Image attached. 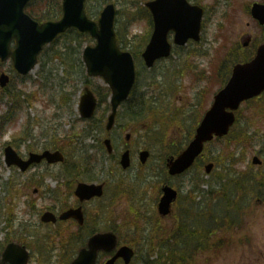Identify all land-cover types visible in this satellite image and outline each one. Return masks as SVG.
Wrapping results in <instances>:
<instances>
[{
	"label": "rangeland",
	"instance_id": "obj_1",
	"mask_svg": "<svg viewBox=\"0 0 264 264\" xmlns=\"http://www.w3.org/2000/svg\"><path fill=\"white\" fill-rule=\"evenodd\" d=\"M148 1L151 0H108L117 8L116 31L127 44V48L122 45L126 51H143L141 47L150 22L143 9ZM198 1L207 11L200 44L190 43L178 48L179 53L174 58L159 62L151 71L145 68L142 60L136 62H139L136 69L141 97L144 93L149 95L147 99L170 106L179 122L170 127L164 140H160L154 134L158 129L153 125L135 122L125 114L112 132L115 147L112 158L100 153V140L105 137L103 126L100 124L91 131L89 123L80 117V98L88 82L82 51L85 46L94 45L87 37L73 32L59 38L45 49L38 67L26 78L19 77L10 63L0 68L12 77L9 88L0 89V129L3 120L11 119L0 130V259L5 246L18 241L32 253L30 264H70L86 240L85 234L72 224L53 226L40 221L41 215L48 210L60 211L76 204L74 197L68 202L67 197L62 198L61 182L58 184L56 179L61 167L37 168L20 176L16 169L5 165V142L12 141L16 150L27 154L53 139L55 147L64 141L60 147L65 146L66 167L75 166L77 171L86 172L87 179L104 180L107 173L117 167V155L126 149L125 135L130 133L128 149L132 152L134 166L124 174H117L116 179L134 182L147 174L148 185L142 192L118 195L115 182L113 189L117 197L113 206L109 204V196L86 205L88 227H96L99 231L113 228L122 244L132 246L135 243L137 257L133 264H142L151 251L136 243L137 228L143 225L142 229L147 230L144 236L150 241L157 238L155 235L166 232V235L177 233L179 237L181 223L187 220L185 225L191 230L198 229L197 244L199 241L204 244L193 253L196 262L191 263L189 258V264H264V99L245 104L232 135L207 148L201 161L216 164L212 174L207 176L204 166L199 165L191 173L170 180L183 194L182 203L177 205V217L163 222L155 217L152 219L155 213L152 203L160 197L161 182L166 177L160 173L163 161L188 138L196 121L210 107L215 92L221 87L222 79L217 75L219 67L222 70L224 66L225 73L229 62L237 55V45L248 37L252 41L260 40L264 34L247 11L248 4L261 0ZM61 4L60 0H42L32 5L30 11L40 20L58 19ZM87 6L91 17L97 19L106 3L90 0ZM202 77L205 79L200 80ZM87 86L101 92L106 85L101 79H91ZM106 114L107 109L102 107L97 119L104 116L106 120ZM123 129L127 131L122 134ZM233 135L237 137L232 139ZM22 139L24 142L19 143ZM140 148L151 151L145 170L139 163L137 151ZM255 155L261 156L263 166L252 165ZM43 177V190L57 189L56 195L33 194L32 180L40 181ZM86 178L79 176L81 180ZM135 194L138 196L134 200ZM124 195L127 198H121ZM237 204L240 206L236 210ZM234 211L240 216L235 226L226 218L227 213ZM235 218L232 219L235 221ZM165 241L153 242L160 245ZM160 253L164 251L151 255V261L155 262ZM108 258L103 255L99 264H104Z\"/></svg>",
	"mask_w": 264,
	"mask_h": 264
},
{
	"label": "water",
	"instance_id": "obj_2",
	"mask_svg": "<svg viewBox=\"0 0 264 264\" xmlns=\"http://www.w3.org/2000/svg\"><path fill=\"white\" fill-rule=\"evenodd\" d=\"M29 0H0V48L7 37L19 40L20 48L13 56L15 66L24 74L34 69L37 63V55L42 47L50 43L58 34L65 32L69 27H77L81 32L90 34L98 41L95 48L88 47L84 51V61L90 76H101L109 84L113 91L112 95V115L109 119L107 130L110 131L115 123V116L118 106L127 97L134 85L135 74L133 60L129 53H122L119 50L114 31L116 10L114 5H109L101 15L98 25L90 21L84 12L86 0H64V17L57 23L49 22L44 25L32 21L24 14V7ZM154 15L156 29L153 39L144 53L147 66L152 67L155 61L163 56H168L170 46L167 41L168 33L171 30L176 32V43L185 44L189 38H198L199 23L202 11L198 8L190 7L183 0H157L148 4ZM254 16L263 18L264 7L256 6ZM9 56V55H8ZM7 55L4 57H8ZM26 65V66H25ZM6 83V79L2 84ZM264 91V46L260 48L254 61L249 64L235 68L233 77L225 90L220 92L215 103L207 112L196 136L189 147L177 159L168 161L170 174H182L189 169L194 161L201 155L206 143L213 140L214 135L223 137L228 134L229 129L235 122L233 112L239 108L240 104ZM97 108V100L94 95L87 90L86 96L82 100L81 114L84 118L93 117ZM130 139V136L127 137ZM105 144L111 152L110 141ZM6 163L8 166H17L22 172H26L33 164H39L47 160L49 164L63 161L60 152H45L43 155L32 154L28 161L22 160L16 151L9 147L5 151ZM149 152L141 153L143 163L147 161ZM256 162L257 159H255ZM122 165L127 168L130 165L129 153L122 158ZM213 165H208L207 172L210 173ZM103 194L102 186L80 185L77 195L82 201L89 200L93 196ZM159 211L162 215L169 213V207L176 199L177 194L172 188H164ZM77 219L83 224L81 209L70 210L63 214L61 219ZM44 222H55L56 218L50 213L44 215ZM117 237L113 233L99 234L89 241V250L81 251L79 257L73 264H96L99 251L111 253L116 249ZM134 252L127 248H121L113 259L107 264H115L119 258L124 259L125 264H129ZM29 255L25 248L16 244H11L3 255L0 264H28Z\"/></svg>",
	"mask_w": 264,
	"mask_h": 264
},
{
	"label": "flooded vegetation",
	"instance_id": "obj_3",
	"mask_svg": "<svg viewBox=\"0 0 264 264\" xmlns=\"http://www.w3.org/2000/svg\"><path fill=\"white\" fill-rule=\"evenodd\" d=\"M260 2H261V3H264V0H261ZM254 3H255V2H254ZM258 29H260L261 31L264 32V27H262V26H258ZM175 53H176V51H175ZM2 66H4V64L0 62V68H1ZM0 72H5V71H1V70H0ZM65 170H67V169H65ZM61 180H62V184L60 185V188L63 190L62 198H63V199H65V197L70 198L71 194H69V193L67 192V190H66V185L69 184V183L71 182V180H72L71 177H70V175H69L68 173H64L63 176H62V178H61ZM37 182L39 183V181H37ZM37 190H38V189H37ZM37 194H40V195L42 194V196L45 195V194H43V193H39V190H38V192L36 193V195H37ZM54 195H56V194H54ZM54 202H57V198L54 200ZM54 202H53V203H54ZM54 213L57 214V213H60V211L58 212V210H57V211H54Z\"/></svg>",
	"mask_w": 264,
	"mask_h": 264
},
{
	"label": "bare ground",
	"instance_id": "obj_4",
	"mask_svg": "<svg viewBox=\"0 0 264 264\" xmlns=\"http://www.w3.org/2000/svg\"><path fill=\"white\" fill-rule=\"evenodd\" d=\"M33 74V73H32Z\"/></svg>",
	"mask_w": 264,
	"mask_h": 264
}]
</instances>
